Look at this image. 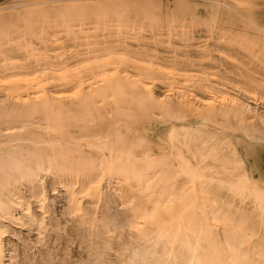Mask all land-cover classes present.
Segmentation results:
<instances>
[{"label":"bare ground","instance_id":"6f19581e","mask_svg":"<svg viewBox=\"0 0 264 264\" xmlns=\"http://www.w3.org/2000/svg\"><path fill=\"white\" fill-rule=\"evenodd\" d=\"M233 5L249 12L252 10L249 0H235ZM48 11L34 12L44 14ZM81 12L73 7L56 12L57 19L63 23L60 28L65 26L67 33L77 35V31L69 28V22L86 18L87 14ZM10 31L11 28L0 27V39L9 37ZM24 48L31 50L32 44L27 43ZM0 54L7 56L6 52ZM121 55L124 60L130 57L128 50ZM155 74L152 69L142 72L147 79L155 78ZM13 75L16 74H11L13 78L0 75L2 85L8 86L14 97V105L0 102V120L6 124L3 130L8 133L10 143L0 146V264H107L101 244L104 236L122 230L132 232L134 241L128 247L124 241L126 247L118 253L120 264H264V185L249 174L232 139L218 135L212 126L208 130L175 128L170 138L168 134L163 136L165 146L171 144L175 151L156 153L152 157L149 151L140 153L151 147L140 135L136 121L126 124L124 129L110 131L107 128L110 124L96 102L105 101L113 119L130 116L135 120L156 107L172 117L177 109L203 114L202 109L185 100L160 101L153 85L144 79L142 84L120 78L115 83L108 81L98 87H86L62 78V84L53 87L44 84V80L37 78L35 81L32 73L23 74L22 83H16L19 77ZM206 110L213 114L203 118L218 122L219 116L230 113L244 122L248 119L247 114L257 112L250 102L240 103L234 109L210 107ZM97 118L106 124L103 129L87 130L78 136L90 148L99 149V155L95 157L82 148L71 149L68 154L59 138L35 139L25 144L16 141L18 139L11 132L17 122L21 129L43 125L52 130L82 126ZM259 118L264 127V116ZM68 134L64 129L59 136ZM72 135L76 137L74 133ZM88 137L105 140L93 143L86 139ZM28 139L30 137H26ZM77 170L80 171L77 178L85 181L81 183L80 192L91 195V204L79 201L72 182H68L69 200L74 204L64 213L69 218L63 222L56 220L57 217L48 221L46 217L38 216L21 186H28L45 209L58 197L47 193L43 178L49 175L61 178L64 174L77 173ZM112 176L118 179L116 185L105 187L103 180L112 181ZM181 179L192 183L191 192H183L185 183H180ZM178 197L182 200L180 204L176 202ZM19 205H24L20 216L15 212ZM111 207L119 208L120 213H110ZM18 220L28 224L31 231H37L23 252L7 237L11 223Z\"/></svg>","mask_w":264,"mask_h":264},{"label":"rangeland","instance_id":"374dc122","mask_svg":"<svg viewBox=\"0 0 264 264\" xmlns=\"http://www.w3.org/2000/svg\"><path fill=\"white\" fill-rule=\"evenodd\" d=\"M34 1L0 0V8H3L0 9V27L11 28L9 37L0 39V52L7 53V56L0 54V75L13 78L11 74L15 73L17 78L19 77L16 83H22L24 75L32 73L35 81L38 78L39 81L44 80V84L53 87L62 84V78L72 84L86 87H98L108 81L115 83L120 78H126L133 84H142L147 80L153 85L160 101L166 102L168 99L189 101L202 109L203 114H192L186 109H177L173 114L175 116L172 117L156 107L149 114L135 120L130 116L113 119L111 108L104 105L105 101H97L102 115L110 124V127L107 124L110 131L116 128L124 129L126 124L136 121L140 126V135L151 147L142 149L140 153L149 151L153 154L152 157H155L156 153L165 151L167 154L171 150L175 151L171 144L165 146L163 140L165 134L170 138L175 128L182 130L186 127H201L208 130L212 126L218 135L232 139L249 174L256 176L264 185V127L259 123V117L264 116V0H249L252 3L251 12L234 6L235 0ZM72 7L73 10L87 14L86 18L69 22V28L77 31V35L67 33L65 26L60 28L63 27V23L56 17V12ZM45 9L50 12L44 14L34 12ZM156 16L158 19H155ZM54 25L57 27L54 28ZM25 27L29 31L25 30ZM11 37L12 39H9ZM27 43L32 44L31 50L24 48ZM124 50L129 51L128 60H124L121 55ZM110 52L113 53L108 54ZM55 53L59 56H55ZM146 69L155 70V78H144L142 72ZM7 87L0 81V102L14 105V97L11 95L13 92ZM247 102H250L257 112L247 114L248 119L244 122L233 113L219 116V122L212 118H203L213 114L206 110L210 107L234 109L238 104ZM18 124L19 122L15 123L16 127L11 131L18 139L16 141L29 144L35 139L59 138L68 154H71V149L82 148L94 157L99 155V149L90 148L86 141L79 139L78 136L87 130L96 132L100 130L99 128H104L103 124L106 125L98 118L87 121L82 126L70 125L52 130L46 127L45 129L43 125L21 129ZM5 126L4 121L0 120L1 147L10 144L8 133L3 130ZM64 129L70 134L59 136ZM73 133L76 137H73ZM24 136L30 137V140H26ZM86 139L93 143L105 140L100 137ZM78 174L79 170L72 175L64 174L61 178L50 175L43 178L47 193L58 197L45 209L41 207L38 197L28 186L23 184L21 188L38 216H44L48 221L57 217L56 220L62 219L64 222L69 218L68 215H64L65 211L74 205L69 200L68 182H72L79 201L85 205L91 204V195L84 191L80 192L81 183L85 181L83 178L81 180L77 178ZM111 180L104 179L103 185L115 186L118 179L112 176ZM180 181L185 183L183 192L192 191L191 182H185V179ZM178 198L176 202L180 204L182 200ZM22 207L24 205H19L15 211L19 216L24 211ZM55 211L57 216L54 214ZM113 211L116 215L120 213V209L116 207L109 209L110 213ZM10 229L7 237L11 238L22 252L37 234L36 229L31 231L30 226L20 220L11 223ZM132 235V232L122 230L104 236L101 244L107 264H111L112 261V264L116 263L118 253L126 246H132L134 241ZM121 239L123 243L118 242ZM116 264H120L119 260Z\"/></svg>","mask_w":264,"mask_h":264}]
</instances>
